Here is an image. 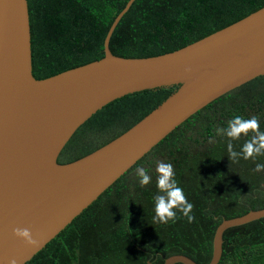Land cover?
Segmentation results:
<instances>
[{
  "label": "trees",
  "instance_id": "16d2710c",
  "mask_svg": "<svg viewBox=\"0 0 264 264\" xmlns=\"http://www.w3.org/2000/svg\"><path fill=\"white\" fill-rule=\"evenodd\" d=\"M128 0H27L32 75L44 79L99 60L115 17ZM264 6V0H135L110 38L124 58L175 51ZM177 86L144 90L112 101L72 135L57 162L77 160L115 139L160 105ZM235 116L257 117L264 131V75L215 99L176 127L26 264H163L184 255L208 264L217 226L264 208V155L231 162L228 138L218 134ZM248 136L232 141L239 152ZM171 163L174 179L193 204L188 219L153 223L157 164ZM151 176L141 188L136 169ZM179 264V263H178ZM218 264H264V218L223 234Z\"/></svg>",
  "mask_w": 264,
  "mask_h": 264
},
{
  "label": "water",
  "instance_id": "95a60500",
  "mask_svg": "<svg viewBox=\"0 0 264 264\" xmlns=\"http://www.w3.org/2000/svg\"><path fill=\"white\" fill-rule=\"evenodd\" d=\"M135 0H128L104 38V56L53 76L32 75L27 0H0V264H26L137 161L215 99L264 75V6L175 51L142 58L112 54L110 38ZM177 86L124 133L69 163L57 159L75 131L112 101ZM264 218V208L223 220V234ZM29 228L35 245L12 235ZM197 264L184 255L163 264Z\"/></svg>",
  "mask_w": 264,
  "mask_h": 264
},
{
  "label": "clouds",
  "instance_id": "9594fccd",
  "mask_svg": "<svg viewBox=\"0 0 264 264\" xmlns=\"http://www.w3.org/2000/svg\"><path fill=\"white\" fill-rule=\"evenodd\" d=\"M217 132L228 138L227 149L229 159L233 163L238 162L240 159L254 161L256 157L264 155V131L260 130L257 117L245 119L241 116H235L228 122L227 128L218 129ZM249 133H252L251 138L245 141L239 152L234 151L232 141L239 140L241 136H248ZM253 171L256 173L264 172V164H256ZM156 172V187L159 194L154 197L153 223L167 224L169 221L175 222L177 212L182 213L191 223L195 219L191 215L194 206L187 200L183 189L178 186L177 181L174 179L175 173L172 164L160 162L157 164ZM136 175L141 188L150 184L151 176L148 174L147 169L138 167ZM12 235L25 244H36L29 228H15ZM8 264H17V261L15 258H10Z\"/></svg>",
  "mask_w": 264,
  "mask_h": 264
}]
</instances>
